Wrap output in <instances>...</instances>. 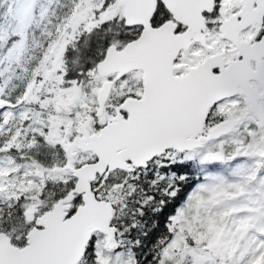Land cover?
<instances>
[{
    "label": "snow or ice",
    "instance_id": "1",
    "mask_svg": "<svg viewBox=\"0 0 264 264\" xmlns=\"http://www.w3.org/2000/svg\"><path fill=\"white\" fill-rule=\"evenodd\" d=\"M0 264H264V0H0Z\"/></svg>",
    "mask_w": 264,
    "mask_h": 264
}]
</instances>
